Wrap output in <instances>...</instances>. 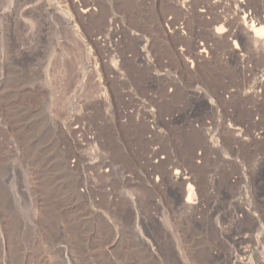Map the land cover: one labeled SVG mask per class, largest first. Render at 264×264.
I'll return each instance as SVG.
<instances>
[{"label": "rangeland", "instance_id": "obj_1", "mask_svg": "<svg viewBox=\"0 0 264 264\" xmlns=\"http://www.w3.org/2000/svg\"><path fill=\"white\" fill-rule=\"evenodd\" d=\"M249 20L264 0H0V264H264Z\"/></svg>", "mask_w": 264, "mask_h": 264}, {"label": "bare ground", "instance_id": "obj_2", "mask_svg": "<svg viewBox=\"0 0 264 264\" xmlns=\"http://www.w3.org/2000/svg\"><path fill=\"white\" fill-rule=\"evenodd\" d=\"M59 17L63 20V21H65V23L67 24V25H70V24H72V21H71V19L70 18H68V17H65V15H62V14H59ZM245 18H248V17H245ZM244 18V19H245ZM250 21V20H249ZM251 22V21H250ZM247 27V32L249 33V34H247L248 35V37H249V39L252 41V42H257L258 40H257V38H258V36H261L262 34H264V24H263V22L262 21H259V20H256V22H251V24L250 25H247L246 26ZM250 33H251V35H250ZM175 175H176V180H180L181 178V175H177L178 174V172H175L174 173ZM192 196H194L193 195V192H192V188H191V186H188L187 187V197H186V200H185V202L187 203V205H190L191 204V199H192ZM186 205V206H187ZM63 251H64V255H65V253H66V249H63ZM62 251V252H63ZM61 253V252H60ZM64 255H63V257H64ZM66 257V256H65ZM66 259V258H65Z\"/></svg>", "mask_w": 264, "mask_h": 264}]
</instances>
